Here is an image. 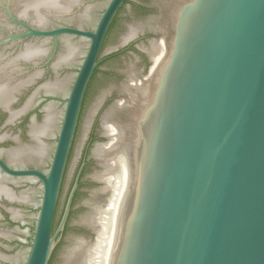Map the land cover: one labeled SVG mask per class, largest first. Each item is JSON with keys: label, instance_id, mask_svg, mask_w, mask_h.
Instances as JSON below:
<instances>
[{"label": "water", "instance_id": "1", "mask_svg": "<svg viewBox=\"0 0 264 264\" xmlns=\"http://www.w3.org/2000/svg\"><path fill=\"white\" fill-rule=\"evenodd\" d=\"M123 3L0 0V264H264V0L124 10L102 56L154 29L152 60L103 59L107 141L89 118L75 137Z\"/></svg>", "mask_w": 264, "mask_h": 264}, {"label": "flooded vegetation", "instance_id": "2", "mask_svg": "<svg viewBox=\"0 0 264 264\" xmlns=\"http://www.w3.org/2000/svg\"><path fill=\"white\" fill-rule=\"evenodd\" d=\"M128 9L129 10L130 9L131 10H140V11H142V12H144L146 14H150V16H152L153 14L151 15V13H154V11H156V10H161V7L156 3V0H124V3L122 5V7L118 10L117 14L115 15V17H114V19H113V21H112V23H111V25H110V27H109V29L107 31L105 40L103 42V45H102V48H101V51H100V54H99V57H98V65L96 66V68H95V70H94V72H93V74H92V76L90 78V81H89V83L87 85V88H86V91H85V95H84V99H83V103H82V108H81V112H80V116H79V121H78L77 129H76L75 137H76V135L78 133V130H79L81 121L83 119L85 120V119L89 118L91 120L90 128L93 126L94 127V130H95L93 132L94 135L95 134L97 135V133H99L101 135V137H104L105 140L107 141V138L108 137L105 136L102 133V131H101V118H102L103 114H105V112L107 110H109V109L114 108V112H117V108L114 106L115 103H116V100L113 99V94L112 93H109L106 96V98L104 100H102V102L96 107L93 115H90V112L92 111L93 106L96 103L99 95H101V93H102L103 90L108 89V88H105V89L99 90L100 94L99 95H96L93 98L92 92H93L94 88L97 87V85L94 84V81H95V79L97 77V74H100L101 73L103 76H109L110 75L111 77H113L112 79H115L114 77L116 75H118V71H116L114 69H106V68L100 69V65L102 64V60L105 59V58L106 59L107 58L108 59L116 58L122 52L123 53H125V52H131L134 55H136L142 63L144 62V67L141 68V70L137 69V71L140 73V75H142L146 71L147 65L152 60V57H151L150 53L144 47L146 46V43H149L151 45V41L153 39H156V38H158V37L161 36L160 35V32H155L154 29H152V30L151 29H149V30L148 29H145V31H144L143 34L140 32L137 35V37H134V38L130 39L129 43L127 45H125L123 48H121V51H117V52H113V53H107V55L102 56L103 55V51H104V47H105V43L107 41V38H108V35H109L111 29L116 25V23L118 22L119 18L122 16V12L124 10H128ZM88 103H89V105H88ZM7 120L8 119L5 117L4 111H2L0 113V123H2L4 121H7ZM30 120H31V117L29 115H25L24 114L18 120L15 121V122L21 123V126L19 128V133L17 134L20 139L22 137H25V136L28 135L27 134L28 132H27L26 127L29 128V125L28 124L26 125V123H27V121H30ZM15 122H13V123H15ZM4 123H6V122H4ZM88 139L91 141V143L94 142V137L93 136H89ZM74 145H75V139L73 140L72 147L70 149V153H69V156H68V161H67L65 173H64L63 180H62V184H61V188H60V193H59L57 208H58L59 200H60L61 193H62V190H63V186H64V183H65L66 175H67V172H68V169H69L70 161H71V158H72V155H73ZM91 155L93 156L92 150H91ZM89 163H90V155H89V150L87 149L86 153L84 154V157H82V163H81V165H82L81 166L82 172H81L80 177H79V186H78V188H77V190L75 192V195H74V198H73V201H72V205H71V209L73 207V204L75 202V199L77 198V195H78L79 191L81 190V187L83 185V182L85 181V178H84L86 176L85 175V171H86ZM13 167H17V166H13ZM81 168H80V170H81ZM80 170H79V172H80ZM0 172H2V171L0 170ZM79 172H78V174H79ZM39 182H40V180H39ZM74 184H75V182H74ZM100 187H101V185H100ZM0 200L4 204L9 203V201L5 197L2 198V199H0ZM57 208H56V213H57ZM0 213L2 215H4V216L6 215V216L9 217L8 211L3 206H0ZM70 214H71V210H70ZM55 217H56V215H55ZM54 223H55V221H54ZM53 229H54V227H53ZM90 230L93 233V231H92L91 228H90Z\"/></svg>", "mask_w": 264, "mask_h": 264}]
</instances>
